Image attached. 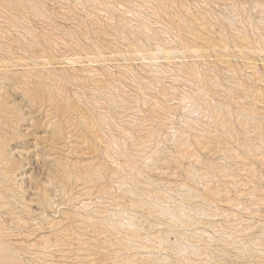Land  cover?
<instances>
[{
	"label": "rangeland",
	"instance_id": "rangeland-1",
	"mask_svg": "<svg viewBox=\"0 0 264 264\" xmlns=\"http://www.w3.org/2000/svg\"><path fill=\"white\" fill-rule=\"evenodd\" d=\"M0 264H264V0H0Z\"/></svg>",
	"mask_w": 264,
	"mask_h": 264
},
{
	"label": "bare ground",
	"instance_id": "bare-ground-1",
	"mask_svg": "<svg viewBox=\"0 0 264 264\" xmlns=\"http://www.w3.org/2000/svg\"><path fill=\"white\" fill-rule=\"evenodd\" d=\"M190 75H192V74H190ZM188 98V97H187ZM2 149H4V147H2Z\"/></svg>",
	"mask_w": 264,
	"mask_h": 264
}]
</instances>
